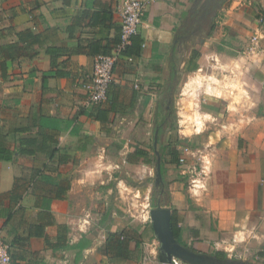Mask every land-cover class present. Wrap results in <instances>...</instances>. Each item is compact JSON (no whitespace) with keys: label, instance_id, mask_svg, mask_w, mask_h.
<instances>
[{"label":"crops","instance_id":"0c3cea01","mask_svg":"<svg viewBox=\"0 0 264 264\" xmlns=\"http://www.w3.org/2000/svg\"><path fill=\"white\" fill-rule=\"evenodd\" d=\"M125 1L0 0V237L11 264H162L142 256L132 223L118 221L110 188L90 190L115 182L122 164L150 166L152 132L156 171L157 131L179 240L264 264V52L239 58L245 93L226 84L203 100L222 127L199 150L196 172L188 156L197 153L163 138L187 79L238 61L256 29L264 48V0L151 1L126 51L134 60L117 62L106 101L93 105L85 84L95 58L120 41ZM187 164L189 189L187 170H176ZM123 232L131 240L122 253L113 235Z\"/></svg>","mask_w":264,"mask_h":264},{"label":"rangeland","instance_id":"374dc122","mask_svg":"<svg viewBox=\"0 0 264 264\" xmlns=\"http://www.w3.org/2000/svg\"><path fill=\"white\" fill-rule=\"evenodd\" d=\"M242 47H237L238 52H235L237 56L233 57V59H239L242 56L248 55L244 53L245 48ZM212 61L216 64V61ZM228 61L219 60L216 67L208 66L204 72L192 75L191 78L182 84V87L177 89L176 96L173 99V119L170 121L168 131L163 138H166L168 133V137L171 139V145L176 146L181 153L187 154V148L197 153L194 155L191 152L188 156L189 159L193 160L191 162L197 163H195L197 168L200 166L199 163H202V160H199V150L205 148V145L211 140L209 133L214 128L222 127L221 118H214L208 115V107L206 104V106L204 105L203 100L209 102L210 99L217 97L219 90H228L221 87L226 84L230 88L229 91L235 89L238 93H245L241 86L244 81L242 76H245V73H242L245 66L241 68L244 62L239 59L232 65L227 66L225 64ZM211 74L213 78L209 77ZM223 96L234 102H236L235 99H238L231 98L228 93ZM152 137L153 132L148 137L149 152L153 160L150 166H128L122 164L123 166L116 168L115 172H113L118 177L115 182L111 181L110 183L112 184H103L107 185V187L102 186V188L98 184H91L90 190L93 191L97 188L107 191V188H110L109 195L106 196V203L109 205L112 201L111 204L114 205V210L117 212L116 218L118 221L130 222L141 232L142 256L147 255L150 261L154 260L156 262L159 260V241L154 235L150 218V209L154 207L151 204V199L155 183V159L153 158L152 151ZM188 164L186 166H179L176 170H187ZM185 174L186 177L183 179H185V184L189 189L194 179H192L193 176L190 175L191 173L188 170ZM156 263H159V261ZM179 263L186 264L182 261H179Z\"/></svg>","mask_w":264,"mask_h":264},{"label":"built area","instance_id":"2783aa9c","mask_svg":"<svg viewBox=\"0 0 264 264\" xmlns=\"http://www.w3.org/2000/svg\"><path fill=\"white\" fill-rule=\"evenodd\" d=\"M153 0H126L123 6L120 41L109 55H99L95 58L94 69L91 74L90 82L85 84L87 91L88 103L100 105L106 101L108 91L113 82V70L117 62L126 57L129 62L134 60L132 55L126 53L128 47L132 44L134 37L139 33L140 27L144 22L145 12L148 4ZM262 20V19H261ZM260 30L256 29L254 34L250 36V41L244 53L259 55L264 52V48L260 43ZM139 87V84H136ZM187 148V154H189ZM187 157H180V164L187 163ZM196 172V164L192 167ZM196 180H193V185ZM180 260H176V264ZM0 264H11V255L9 245L0 237Z\"/></svg>","mask_w":264,"mask_h":264},{"label":"water","instance_id":"95a60500","mask_svg":"<svg viewBox=\"0 0 264 264\" xmlns=\"http://www.w3.org/2000/svg\"><path fill=\"white\" fill-rule=\"evenodd\" d=\"M158 131L155 136V153L157 155L155 184L163 180L162 157L157 148ZM150 218L154 234L159 241V258L162 264H176L181 260L188 264H255L241 259L221 257L193 249L182 243L174 234L172 224V210L166 205L158 203L150 209Z\"/></svg>","mask_w":264,"mask_h":264},{"label":"trees","instance_id":"16d2710c","mask_svg":"<svg viewBox=\"0 0 264 264\" xmlns=\"http://www.w3.org/2000/svg\"><path fill=\"white\" fill-rule=\"evenodd\" d=\"M162 157H164V151L161 149L160 150ZM137 153L141 156L142 153L137 151ZM179 151L174 148L170 151V154H172L173 156H178ZM154 157L156 158V154L154 155ZM162 173H163V180L161 181L160 184H154V188H153V194H152V199H151V204L153 206H156L158 203H161L162 205H169L170 201H171V194H170V190L168 187L167 182L165 181V174H166V166H165V161L164 159H162ZM173 230H174V234L175 236L178 238L179 236V232L176 228V224L173 221ZM114 239H116L115 246L119 251H121L122 253L126 251L127 249V243L129 240H131L130 237H128L124 232L120 233L118 235H113ZM179 239V238H178ZM110 242H109V249H110ZM125 250V251H124ZM219 256L222 257H226L225 254H221V253H217Z\"/></svg>","mask_w":264,"mask_h":264}]
</instances>
